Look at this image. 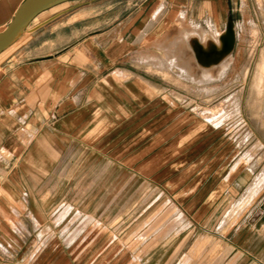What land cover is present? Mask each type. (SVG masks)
<instances>
[{
  "label": "crops",
  "instance_id": "obj_1",
  "mask_svg": "<svg viewBox=\"0 0 264 264\" xmlns=\"http://www.w3.org/2000/svg\"><path fill=\"white\" fill-rule=\"evenodd\" d=\"M23 1L0 0V31ZM229 1L68 0L39 13L0 53V264L16 250L18 230L9 224L26 222L30 193L38 186L46 191L48 169L23 161L50 140L95 144L120 137L117 143L127 145L122 159L139 163L140 173L193 222H210L244 176L237 145L216 129L173 139L176 125L155 120V100L175 93L176 64L187 63L186 56L176 61L179 27L204 30L185 43L190 63L202 71L213 75L221 61L202 65L192 37L199 45L210 37L219 50L230 27L233 54ZM145 112L152 113L147 122Z\"/></svg>",
  "mask_w": 264,
  "mask_h": 264
},
{
  "label": "rangeland",
  "instance_id": "obj_2",
  "mask_svg": "<svg viewBox=\"0 0 264 264\" xmlns=\"http://www.w3.org/2000/svg\"><path fill=\"white\" fill-rule=\"evenodd\" d=\"M229 14L233 54V32L227 49L216 50L210 37L197 43L206 47L208 63L196 53L202 65L221 61L213 75L191 64L186 52V36L204 30L178 28L176 61L186 56L187 63L176 64L175 93L155 100V120L176 125L173 139L216 129L237 145L244 176L210 222H193L140 173L139 163L122 159L127 145L117 143L120 137L95 144L50 140L23 161L49 172L46 191L38 186L30 193L27 221L9 224L18 233L7 264H264V0H231ZM151 117L145 112L146 122Z\"/></svg>",
  "mask_w": 264,
  "mask_h": 264
},
{
  "label": "water",
  "instance_id": "obj_3",
  "mask_svg": "<svg viewBox=\"0 0 264 264\" xmlns=\"http://www.w3.org/2000/svg\"><path fill=\"white\" fill-rule=\"evenodd\" d=\"M68 0H24L10 23L0 31V53L10 47L24 27L39 13Z\"/></svg>",
  "mask_w": 264,
  "mask_h": 264
},
{
  "label": "bare ground",
  "instance_id": "obj_4",
  "mask_svg": "<svg viewBox=\"0 0 264 264\" xmlns=\"http://www.w3.org/2000/svg\"><path fill=\"white\" fill-rule=\"evenodd\" d=\"M63 4V3H62ZM58 6V5H57ZM56 7V6H55ZM45 11V10H44ZM43 12V11H42ZM231 34H232V29L230 28V27H227V29H226V33L223 35V37H222V44H223V46H224V48L225 49H227V48H229L230 47V38H231ZM209 38V37H208ZM211 39V38H210ZM192 40V44H194L195 45V50H196V53L198 54V56L201 58L202 57V63H205V62H209L208 60H206L205 59V57H206V53L204 52V50H203V48H206V47H204L203 46V48L201 47V46H199V45H197V41L196 40H194V39H191ZM216 44V43H215ZM231 49V48H230ZM231 52V51H230ZM229 52V53H230ZM230 55L228 54V56L227 57H229ZM205 59V60H204ZM224 59V58H223ZM222 59V60H223ZM227 59V58H226ZM225 60V59H224ZM223 60V61H224ZM212 68V67H211ZM260 182H258V186L260 185V183L262 182L261 180H259ZM256 185V186H257ZM254 186V185H253ZM257 188V187H256ZM255 188V189H256ZM250 189V188H249ZM252 190H254V189H252ZM251 191V190H250ZM252 192V191H251ZM250 193V192H249ZM248 193V194H249ZM247 199V198H246ZM243 204V203H242Z\"/></svg>",
  "mask_w": 264,
  "mask_h": 264
}]
</instances>
